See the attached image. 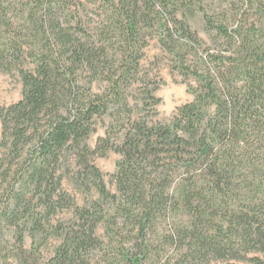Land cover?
<instances>
[{"label":"trees","instance_id":"obj_1","mask_svg":"<svg viewBox=\"0 0 264 264\" xmlns=\"http://www.w3.org/2000/svg\"><path fill=\"white\" fill-rule=\"evenodd\" d=\"M209 2L96 0L87 23L72 0H0V68L23 83L0 102V264H264V0ZM154 37L193 95L168 121L136 110L161 101Z\"/></svg>","mask_w":264,"mask_h":264},{"label":"rangeland","instance_id":"obj_2","mask_svg":"<svg viewBox=\"0 0 264 264\" xmlns=\"http://www.w3.org/2000/svg\"><path fill=\"white\" fill-rule=\"evenodd\" d=\"M94 1L96 0H72V5L80 7L81 16L87 23H92L95 19ZM217 0H210L211 5H215ZM83 4V5H81ZM188 23L191 28L198 34L204 43V46L211 47L213 40L209 32L206 30L204 13L196 11L194 17L188 18ZM170 56L161 48L158 38L154 37L149 40L148 46L144 50L143 66L149 70L152 78L155 79L157 90L155 95L161 99L156 107V112L139 111L137 108V115H148L151 122L168 121L176 112L177 108L193 99V95L188 91V86L183 82L182 76L174 73L171 68ZM103 87V83H95L94 90L99 91ZM23 83L19 72L14 71L8 73L0 68V102L7 106L17 102L22 97ZM111 119L104 116L97 120L96 131L90 136L88 144L92 149L96 147L97 140L103 137L110 125ZM0 139H1V124H0ZM120 154L109 151L105 156L95 157L94 163L101 170L108 188L111 191L116 190L115 183L112 179V174L116 171V163L120 159ZM67 191L76 197L78 203H82L85 198L84 194L78 191L73 184L65 185ZM60 217H62L60 215ZM6 238H10L9 232ZM42 241L37 242V246ZM59 244V240L50 237L42 244L40 250L44 259L54 250ZM31 239L26 235L25 247L30 248ZM264 260V253H257ZM243 264V262H241ZM6 264H18L15 259H9ZM103 264V263H99Z\"/></svg>","mask_w":264,"mask_h":264}]
</instances>
